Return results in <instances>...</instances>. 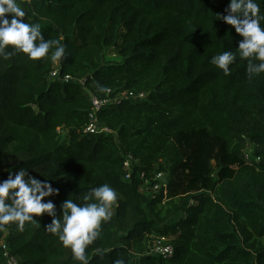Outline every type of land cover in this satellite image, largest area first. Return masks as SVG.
I'll use <instances>...</instances> for the list:
<instances>
[{"label":"trees","instance_id":"obj_1","mask_svg":"<svg viewBox=\"0 0 264 264\" xmlns=\"http://www.w3.org/2000/svg\"><path fill=\"white\" fill-rule=\"evenodd\" d=\"M17 3L65 57L53 63V48L39 61L0 59V181L21 167L48 180L61 217L68 198L83 203L91 189L111 186L117 202L86 250L89 264H264V73L249 79L241 38L216 21L229 0ZM223 51L237 56L227 76L211 63ZM55 69L74 80L52 78ZM108 91L148 96L107 105L99 126L112 133L85 134L90 95ZM157 173L166 197L141 192L140 175ZM34 219L40 224L0 226L20 263L79 264L45 230L51 217ZM153 237L168 238L174 256L152 254Z\"/></svg>","mask_w":264,"mask_h":264},{"label":"clouds","instance_id":"obj_2","mask_svg":"<svg viewBox=\"0 0 264 264\" xmlns=\"http://www.w3.org/2000/svg\"><path fill=\"white\" fill-rule=\"evenodd\" d=\"M226 14H216V21L231 26L241 38L238 54L248 61L249 79L264 73V13L257 0H229ZM26 16L17 0H0V59L8 60L23 53L32 61L48 58L59 63L65 57V47L59 40H45L39 23H25ZM9 17H11L9 19ZM11 49V51H9ZM236 54L223 51L212 57L211 63L230 74ZM100 91H107L100 88ZM59 195L48 180H39L23 167L10 172L6 180L0 181V226L15 223L20 229L25 224L39 225L34 217L44 214L51 217L45 230L58 236L63 247L70 249L79 264H89L86 250L100 236L102 223L111 220L117 192L108 184L91 189L83 195V203L67 199L61 204L62 217L57 215L56 205L49 197ZM114 264H125L117 259Z\"/></svg>","mask_w":264,"mask_h":264},{"label":"built area","instance_id":"obj_3","mask_svg":"<svg viewBox=\"0 0 264 264\" xmlns=\"http://www.w3.org/2000/svg\"><path fill=\"white\" fill-rule=\"evenodd\" d=\"M52 78L59 79L60 71L55 69L52 74ZM62 82H71L74 79L70 76H65L60 79ZM83 84V82H80ZM111 91L107 92L106 97H98L96 95L91 94V111L89 113V121L84 130L85 134L89 135H102V134H111L112 132L107 128H101L99 126V118L98 114L101 112L103 108L107 105L112 104L113 102H117L121 99H129V100H136L142 101L147 98L146 93H139L135 94L132 92H123L118 94L114 99L110 98ZM248 158V157H247ZM136 164V161L132 158V156H128L124 166L126 170V180H130L133 175V166ZM141 180V192L147 195H152L153 197H157L160 193L166 197L168 191V184L167 178L164 173H157L154 177L147 178L145 174L140 175ZM152 245H151V253L154 255L161 256L162 258H172L175 254L174 246L170 243L168 238L164 237H153L152 238ZM0 250L3 255V261L0 264H21L20 260L16 255H14L7 242H6V235L0 236Z\"/></svg>","mask_w":264,"mask_h":264},{"label":"rangeland","instance_id":"obj_4","mask_svg":"<svg viewBox=\"0 0 264 264\" xmlns=\"http://www.w3.org/2000/svg\"><path fill=\"white\" fill-rule=\"evenodd\" d=\"M107 60L108 61H120V58L117 57L115 53H107Z\"/></svg>","mask_w":264,"mask_h":264}]
</instances>
